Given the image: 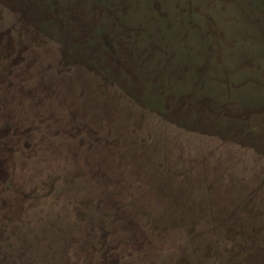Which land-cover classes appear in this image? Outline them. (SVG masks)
<instances>
[{"label": "rangeland", "instance_id": "rangeland-1", "mask_svg": "<svg viewBox=\"0 0 264 264\" xmlns=\"http://www.w3.org/2000/svg\"><path fill=\"white\" fill-rule=\"evenodd\" d=\"M258 3L0 0V264H264Z\"/></svg>", "mask_w": 264, "mask_h": 264}, {"label": "trees", "instance_id": "trees-1", "mask_svg": "<svg viewBox=\"0 0 264 264\" xmlns=\"http://www.w3.org/2000/svg\"><path fill=\"white\" fill-rule=\"evenodd\" d=\"M147 1H148V0H147ZM254 2H255V3H258V2H259L258 4H260V0H254ZM230 3H231V2H230ZM179 6H180V5H179ZM165 22H166V21H165ZM168 22H169V21H168Z\"/></svg>", "mask_w": 264, "mask_h": 264}]
</instances>
